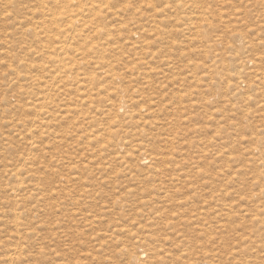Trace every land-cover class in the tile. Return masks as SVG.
Listing matches in <instances>:
<instances>
[{"label": "rangeland", "instance_id": "1", "mask_svg": "<svg viewBox=\"0 0 264 264\" xmlns=\"http://www.w3.org/2000/svg\"><path fill=\"white\" fill-rule=\"evenodd\" d=\"M63 1L0 0V264H264V0Z\"/></svg>", "mask_w": 264, "mask_h": 264}, {"label": "bare ground", "instance_id": "2", "mask_svg": "<svg viewBox=\"0 0 264 264\" xmlns=\"http://www.w3.org/2000/svg\"><path fill=\"white\" fill-rule=\"evenodd\" d=\"M62 1H63V0H62ZM66 1H68V0H66ZM69 1H70V0H69ZM63 2H64V1H63ZM65 4H66V3H65ZM67 4H68V2H67ZM91 4H92V3H91ZM91 6H93V5H91ZM255 75H256V74H255ZM257 75H258V73H257ZM259 75H260V74H259ZM261 75H262V74H261ZM120 104H121V103H120ZM123 104H124V103H123ZM15 172H17V171L15 170ZM15 172H14V173H15ZM16 174H17V173H16ZM16 174H14V176H15ZM18 180L20 181V179H18ZM21 181H22V180H21ZM22 183H23V182H22ZM83 193H85V192H83ZM66 194H67V192H66ZM88 194H89V193H88ZM64 195H65V194H64ZM90 195H91V194H90ZM90 195H88V197H89ZM69 196H70V195H69ZM84 197H85V196H84ZM86 197H87V195H86ZM64 198H66V196H65ZM64 198H63V199H64ZM70 199H71V197H70ZM75 199H76V198H75ZM68 200H69V199H68ZM69 201H71V200H69ZM72 201H73V200H72ZM76 201H77V200H76ZM72 203H73V202H72ZM72 203H71V204H72ZM74 204H75V203H74ZM74 204H73V205H74ZM83 204H84V203H83ZM78 205H79V203H78ZM83 207H85V206H83ZM14 209H15V208H14ZM74 209H76V208H74ZM72 211H73V210H72ZM72 211H71V212H72ZM71 212H70V213H71ZM76 212H77V211H76ZM79 212L81 213V211H79ZM15 213H16V212H14V215H17V213H16V214H15ZM68 213H69V212H68ZM73 213H74V212H73ZM12 214H13V213H12ZM75 214H76V213H75ZM81 214H82V213H81ZM18 215H19V213H18ZM70 215H71V214H70ZM71 216H72V215H71ZM18 217H19V218H17V219H20V216H18ZM74 217H75V215H74ZM84 217H85V216H84ZM84 217H83V219H84ZM89 217H90V216H89ZM15 218H16V216H15ZM91 218H92V217H91ZM85 219H86V218H85ZM13 220H14V219H13ZM20 220H21V219H20ZM86 220H87V219H86ZM88 220H89V219H88ZM15 221H16V220H15ZM12 222H13V221H12ZM14 223H17V222H14ZM12 225H13V224H12ZM21 225H22V224H21ZM13 226H14V225H13ZM15 226H16V224H15ZM15 226H14V227H15ZM16 227H17V226H16ZM20 228H21V227H20ZM16 229H17V228H16ZM21 229H22V228H21ZM17 231H18V230H17ZM17 231H16V233H17ZM26 231H27V230H26ZM19 232H20V231H19ZM16 233H15V234H16ZM21 233H22V232H21ZM19 234H20V233H19ZM19 234H18V235H19ZM20 235H22V234H20ZM19 237H20V236H19ZM19 237H18V238H19ZM15 238H17V237H15ZM25 238H26V237H25ZM15 248H16V247H15ZM15 248H13V250H14L13 253L11 252V253H8V254H10V255H12V254L15 255V254H17ZM17 249H18L17 251H19L20 248L18 247ZM20 250H21V249H20ZM19 254H21V253H19ZM17 255H18V254H17ZM195 264H196V263H195Z\"/></svg>", "mask_w": 264, "mask_h": 264}]
</instances>
